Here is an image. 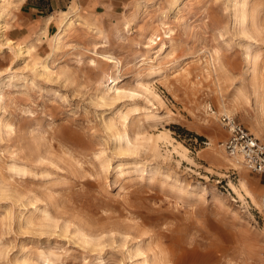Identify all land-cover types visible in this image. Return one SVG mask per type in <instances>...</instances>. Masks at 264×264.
<instances>
[{
	"label": "rangeland",
	"instance_id": "rangeland-1",
	"mask_svg": "<svg viewBox=\"0 0 264 264\" xmlns=\"http://www.w3.org/2000/svg\"><path fill=\"white\" fill-rule=\"evenodd\" d=\"M7 1L0 264H264L259 176L219 121L264 141V0H72L33 24Z\"/></svg>",
	"mask_w": 264,
	"mask_h": 264
},
{
	"label": "built area",
	"instance_id": "built-area-1",
	"mask_svg": "<svg viewBox=\"0 0 264 264\" xmlns=\"http://www.w3.org/2000/svg\"><path fill=\"white\" fill-rule=\"evenodd\" d=\"M219 121L228 132L226 139L220 143L223 149L230 156H238L247 169L262 176L261 203L264 211V141L232 115L222 114Z\"/></svg>",
	"mask_w": 264,
	"mask_h": 264
},
{
	"label": "crops",
	"instance_id": "crops-1",
	"mask_svg": "<svg viewBox=\"0 0 264 264\" xmlns=\"http://www.w3.org/2000/svg\"><path fill=\"white\" fill-rule=\"evenodd\" d=\"M71 1L72 0H21L19 5V12L20 15L24 18V20L29 21L33 24V22L37 21L40 17L47 15V13H52L54 11L60 10L62 7L66 6L67 2L70 3ZM122 1L123 0H119L120 3H118L117 0H79V4L88 8H95L97 6L105 5L108 8H114L115 5H120ZM256 174L259 176L262 194V176L259 173Z\"/></svg>",
	"mask_w": 264,
	"mask_h": 264
},
{
	"label": "bare ground",
	"instance_id": "bare-ground-1",
	"mask_svg": "<svg viewBox=\"0 0 264 264\" xmlns=\"http://www.w3.org/2000/svg\"><path fill=\"white\" fill-rule=\"evenodd\" d=\"M0 2H1V6H0V33L2 34V30H3V28H4V24H5V18L7 17V15H8V13H10L9 11H10V8H9V2L7 1V0H0ZM240 22H241V24L243 25L244 24V22H245V12H244V10H242V17H241V19H240ZM70 24V23H69ZM77 25H78V23H77ZM3 32H4V30H3ZM169 32V31H168ZM167 32V33H168ZM171 32V31H170ZM166 33V34H167ZM170 35V34H169ZM60 42V41H59ZM147 43L150 45V46H152V45H156V43L154 42V40H152V39H148L147 40ZM150 46H146L145 48H148V47H150ZM101 47H103V46H101ZM11 49H13V48H11ZM15 51H16V54H18L19 56H28L29 55V53H30V46H28V45H22V44H17L16 45V49H15ZM95 55H98V53L97 52H95ZM98 56H100V55H98ZM101 58H103L107 63H109V64H111L112 65V67H118V61L115 59V58H113V57H111V56H109V57H107V56H104V55H101L100 56ZM254 66V65H253ZM116 80H117V78H115V79H112V81L115 83L116 82ZM112 90V89H111ZM114 90H115V94L116 95H119L120 94V90L116 87V88H114ZM114 94V93H113ZM260 97V96H259ZM263 99V98H262ZM260 110L262 111V112H264V100H262L261 102H260ZM124 119H123V123H125L126 121H127V116H125V117H123ZM220 146H221V144H220ZM232 157H234V161L231 163L232 164V166H234V167H240V165H241V161H240V158L238 157V156H232ZM230 164V163H229ZM24 172H25V174L26 173H31V174H34V175H36V176H39V177H41V176H45L46 175V173H44V172H31V171H29V170H27V168L26 169H24L23 170ZM23 172V173H24ZM41 175V176H40ZM48 175V174H47ZM31 176V175H30ZM35 177V176H34ZM33 177V178H34ZM42 178V177H41ZM230 185V188L236 193V194H238V190L235 188V186H233L232 184H229ZM242 191H245V187H244V185H240V187H239ZM242 199V198H241ZM252 200H253V202H254V204L258 207V206H262V203L260 202V203H258L256 200H255V198L253 197L252 198ZM145 260V259H144ZM146 261V260H145Z\"/></svg>",
	"mask_w": 264,
	"mask_h": 264
}]
</instances>
